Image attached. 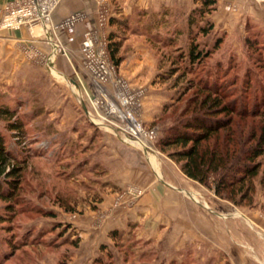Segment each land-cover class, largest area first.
<instances>
[{
  "label": "rangeland",
  "instance_id": "374dc122",
  "mask_svg": "<svg viewBox=\"0 0 264 264\" xmlns=\"http://www.w3.org/2000/svg\"><path fill=\"white\" fill-rule=\"evenodd\" d=\"M105 1L110 17L128 19L130 27L108 22L106 30L118 32L123 56L118 73L144 89L139 117L156 137L141 146L101 122L90 104L97 89L87 74H79L80 83L74 79L76 87L53 69V58L45 69L20 44L6 55L0 43V106L15 109L26 126L18 140L8 120H0L8 147L26 162L16 196L0 199V264H264V156L251 191L241 198L235 187L216 195L188 178L159 145L195 94L184 89L190 81L216 79L224 102L264 116V0H216L204 9L201 0ZM199 25L210 30L196 33ZM192 39L200 49L219 42L190 70L180 55L187 54ZM114 143L138 155L123 157ZM151 182L172 183L189 207L178 213L158 192L148 197ZM190 207L198 216L178 222ZM145 209L158 226L146 224L147 234Z\"/></svg>",
  "mask_w": 264,
  "mask_h": 264
},
{
  "label": "trees",
  "instance_id": "16d2710c",
  "mask_svg": "<svg viewBox=\"0 0 264 264\" xmlns=\"http://www.w3.org/2000/svg\"><path fill=\"white\" fill-rule=\"evenodd\" d=\"M201 3V9H204L214 6L216 0H201ZM127 20L125 17H109V25L126 29L130 27ZM188 22L191 27L193 19L189 17ZM209 30V26L199 25L195 32L205 34ZM118 37L116 30H111L107 36V49L116 68L123 60L119 54L121 42ZM166 41H171V37ZM218 42L216 40L210 49H200L192 39L187 54L180 55V61L186 63L185 69L189 67L191 70L202 64L217 48ZM199 81L196 84L190 81L185 86L186 90L194 89L195 94L174 117L159 145L188 178L212 187L216 195L225 188L233 190L235 187L236 194L244 198L251 191L252 180L258 173L259 158L264 156V116L259 109L236 110L232 103L224 102V90L218 87L216 79ZM170 106L175 108L174 104ZM220 113L233 114L236 119L229 116L222 120L218 118ZM5 118L8 120L7 129L21 140L26 128L24 121L17 118L15 109L0 106V120ZM52 131L53 128L48 132ZM17 157L0 132V199L3 201L10 202L16 196L22 181L21 173L26 162Z\"/></svg>",
  "mask_w": 264,
  "mask_h": 264
},
{
  "label": "built area",
  "instance_id": "2783aa9c",
  "mask_svg": "<svg viewBox=\"0 0 264 264\" xmlns=\"http://www.w3.org/2000/svg\"><path fill=\"white\" fill-rule=\"evenodd\" d=\"M61 0H6L1 5L0 28L16 30L25 28L33 37H42L51 46V55H66L57 41L58 28H73L86 18L83 11H74L59 23L52 16ZM109 6L100 0L97 8V25L85 31L81 46V65L97 89L90 104L101 117L129 139L143 145L156 137L154 128H147L140 119V108L144 96L142 87L133 86L118 73L107 49ZM52 59V58H50ZM146 146V145H145Z\"/></svg>",
  "mask_w": 264,
  "mask_h": 264
},
{
  "label": "crops",
  "instance_id": "0c3cea01",
  "mask_svg": "<svg viewBox=\"0 0 264 264\" xmlns=\"http://www.w3.org/2000/svg\"><path fill=\"white\" fill-rule=\"evenodd\" d=\"M5 1L6 0H1V2H5ZM99 3H100V0H61L59 5L54 10L52 20H53V23H55V24L59 23L64 17L69 15L71 12L83 11L86 13V18L82 22L78 23L75 27H73V28H58L55 31L54 37H56L57 41H59L61 43L64 50L66 51V55L61 54V53H57L54 56H52L51 55V46L47 43V41L45 39H43L42 37L31 36V34H29V32L25 28L16 29V30H6L5 29V30H3V32H0V43H1V45L5 46L4 52L6 53V55H8L7 53L14 54V51H15L14 46L20 44L26 50L25 53L26 54L28 53V56L31 55L29 57H33L34 59H36L35 61L38 64H43L42 66L45 69H47V68L51 69V67H49L47 62H48V60H51L50 58H53V60H54V63L52 65L53 69L54 70L57 69L60 74L62 73L65 76H67L68 78H70L71 81H73L74 85L76 87H78V84L74 82V79L76 78L79 81L81 79L80 78L81 74L82 73L86 74V72L84 71V69L81 65V56H80L81 41H82V38H83L85 31H87L88 29H91V28H95L97 25V8L99 6ZM62 74H61V76H62ZM79 74H80V76H79ZM28 75H27V77H28ZM130 78H131V80L137 81L134 84L140 85V82L138 81V79H135L134 77H130ZM79 83H80V81H79ZM86 84L89 87V83L86 82ZM82 85H83V83H82ZM71 115H73V114H71ZM120 144L122 147H118V145H120ZM114 145H115V147L117 146L116 148L120 151V153H122L123 157L125 156V154L127 155V152H130V153L134 154L135 156L138 155V153L136 154L135 151H133L131 148L127 147L124 143H114ZM105 147H107L106 143H105ZM121 151H125V153H123ZM151 164L157 170V164L152 163V161H151ZM147 173H149L148 170H147ZM158 174H159V172H158ZM172 181H173V179H171V181H169V182H172ZM146 185H145V187H146ZM174 189L175 188H174L172 183L153 186V182H151L147 186V194L146 195H148V197L150 196V198H152L153 196L158 197V195H157V192H158L159 195L161 196V199H165L164 204L166 205V203H167V207L170 206L173 209L176 208V209H178V213H180L185 209L184 207H189V206L186 205L187 203L184 201L183 197L181 196L182 194L179 192L181 194L180 195ZM190 208L193 211L189 212V210L187 211V209H186V212L183 213V215H182L183 217L181 219L179 218L178 222L182 223L183 218L189 219L191 215L198 216L196 209L194 207H190ZM148 211H147V209H145L143 214H145V212H148ZM149 213L150 212H148V214ZM156 214H158V212ZM145 215H147V213ZM145 215H144L143 220L145 222V230H146V234H147V233H149L148 227H147L148 223H152L154 228L158 227V226H157V224H155V223H157V221L153 222V221H151V219H149L151 217H149L148 215L147 216H145ZM118 216H124V214L121 213ZM152 218H154V220H158L157 216H153ZM200 218H202V217H200ZM148 226L151 227L150 225H148ZM207 228L209 229V226ZM152 232H153V230H152ZM213 233H214L213 240L215 239L214 241H216L217 245H218V223H214ZM214 245H216V244H214Z\"/></svg>",
  "mask_w": 264,
  "mask_h": 264
},
{
  "label": "bare ground",
  "instance_id": "6f19581e",
  "mask_svg": "<svg viewBox=\"0 0 264 264\" xmlns=\"http://www.w3.org/2000/svg\"><path fill=\"white\" fill-rule=\"evenodd\" d=\"M131 142H135L136 144L143 146V145H142L141 143H139V142H136V141H133V140H131Z\"/></svg>",
  "mask_w": 264,
  "mask_h": 264
}]
</instances>
